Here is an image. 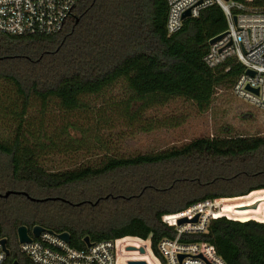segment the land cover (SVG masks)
<instances>
[{"label":"trees","instance_id":"16d2710c","mask_svg":"<svg viewBox=\"0 0 264 264\" xmlns=\"http://www.w3.org/2000/svg\"><path fill=\"white\" fill-rule=\"evenodd\" d=\"M251 5L263 8L264 0ZM71 13L54 34L0 33V104L9 109L4 119L16 121L13 137L0 140V237L10 252L6 264H29L19 251L22 225L29 231L40 225L68 232L76 248L86 247L87 236L91 242L137 236L149 239L160 257L158 242L174 236L162 215L264 189V181L241 185L264 177V138L254 136L200 137L151 153L107 155L94 166L42 167L44 152L62 151L54 139L59 133L48 129L57 127L68 136L78 127L75 114L85 113L90 100L118 83L124 90L119 107L127 115L136 106L130 118L138 119L174 97L206 108L216 86L233 82L241 71L238 64L226 71L227 65L212 69L203 61L209 40L227 28L217 4L185 18L171 35L165 30L167 0H75ZM7 191L12 193L4 197ZM190 240L210 243L226 264H264L262 221L219 217Z\"/></svg>","mask_w":264,"mask_h":264},{"label":"built area","instance_id":"2783aa9c","mask_svg":"<svg viewBox=\"0 0 264 264\" xmlns=\"http://www.w3.org/2000/svg\"><path fill=\"white\" fill-rule=\"evenodd\" d=\"M74 3L75 0H0V33L16 36L57 33ZM251 3L252 0H167L165 30L174 34L185 18L197 17L203 9L217 4L225 14L227 28L214 36L220 35L209 43L203 61L212 69L227 65L226 71L231 64H238L241 71L232 82V94L264 112V7ZM187 10L190 16L184 18ZM222 199H206L182 211L162 215V222L173 227L174 236L158 242L160 257L153 252L149 239L123 236L76 248L60 233L44 227L38 236L28 230L30 239L18 241L19 251L29 264H128L131 260H144L147 264H226L210 243L190 240L204 234L213 219L225 216L220 207ZM182 218L186 221L178 223ZM2 238L0 264H6L8 255L2 247ZM12 264L19 263L14 260Z\"/></svg>","mask_w":264,"mask_h":264},{"label":"rangeland","instance_id":"374dc122","mask_svg":"<svg viewBox=\"0 0 264 264\" xmlns=\"http://www.w3.org/2000/svg\"><path fill=\"white\" fill-rule=\"evenodd\" d=\"M231 86L232 80L218 84L206 108L200 109L194 101L174 97L164 104L144 110L140 118L134 119L130 115L137 109L136 106L131 107L127 115L119 107L124 90L122 84L118 83L106 95L90 100L91 108L85 113L80 111L75 114L72 120H77L78 127L69 130L68 136L57 127L48 129V133H59L54 139L62 151L44 152L39 163L48 170L57 171L85 165L94 166L107 155L127 157L179 147L200 137L264 138V112L236 98ZM110 100L115 101L117 106L111 107ZM102 101H107L101 107L105 108L104 111L100 109ZM5 110L9 111L6 103L0 104V140L3 141L13 137L16 126V121L10 123V120L4 119L10 117L4 116ZM33 139V135L28 136V141ZM64 140L69 142L65 143ZM258 181H264V177L251 178L241 185L256 184ZM256 191L264 189H256L244 196ZM222 198L220 207L224 209L227 202L237 196ZM225 217L232 219L226 215Z\"/></svg>","mask_w":264,"mask_h":264},{"label":"water","instance_id":"95a60500","mask_svg":"<svg viewBox=\"0 0 264 264\" xmlns=\"http://www.w3.org/2000/svg\"><path fill=\"white\" fill-rule=\"evenodd\" d=\"M226 1H228V0H226ZM190 16V12H189V10H187V11H185L184 12V14H183V17L185 18V17H189ZM236 17L234 16V19H235ZM220 37V35H218V36H216V37H214V38H211L210 40H209V43H212L213 41H215L216 39H218ZM248 73H252V72H250V71H248ZM10 193H12V191H7V192H5L4 194H3V196L4 197H7ZM13 193H15V192H13ZM16 193H18V192H16ZM23 194H25L26 196H28L27 195V193H25V192H22ZM29 197V196H28ZM32 200H36L35 198H32V197H30ZM259 203H260V201H255V202H253L252 204H249V205H244V206H239V207H237V209L238 210H245V209H257L258 208V206H259ZM186 221V219L185 218H182V219H179L178 220V223H183V222H185ZM43 230V227L42 226H40V225H35L33 228H32V234L33 235H35V236H38L39 235V233L41 232ZM60 237H62L64 240H66V241H69L70 240V235H69V233L68 232H61L60 234ZM17 237H18V241L19 242H26V241H29V234H28V228L25 226V225H22V226H19L18 228H17ZM84 242H85V244L87 245V246H89V245H91V241H90V239H89V237L87 236V237H85L84 238ZM1 244H2V247H3V249H4V251H5V253H6V255H9V249L7 248V246H6V239L5 238H2L1 239ZM128 249H134L133 247H129ZM139 251L141 252V253H143L144 252V250H143V248H140L139 249ZM128 264H147L144 260H131V261H128Z\"/></svg>","mask_w":264,"mask_h":264},{"label":"bare ground","instance_id":"6f19581e","mask_svg":"<svg viewBox=\"0 0 264 264\" xmlns=\"http://www.w3.org/2000/svg\"><path fill=\"white\" fill-rule=\"evenodd\" d=\"M255 201H260V206H258L257 209H237L239 206L249 205ZM262 201H264V191H256L248 194L247 196L233 198L227 202L225 205L226 207L224 206V212L222 214L235 220H245L251 218L264 222V203L261 204Z\"/></svg>","mask_w":264,"mask_h":264},{"label":"flooded vegetation","instance_id":"af4514ba","mask_svg":"<svg viewBox=\"0 0 264 264\" xmlns=\"http://www.w3.org/2000/svg\"><path fill=\"white\" fill-rule=\"evenodd\" d=\"M71 14H72V13H70V15H71ZM70 15H69V16H70Z\"/></svg>","mask_w":264,"mask_h":264}]
</instances>
